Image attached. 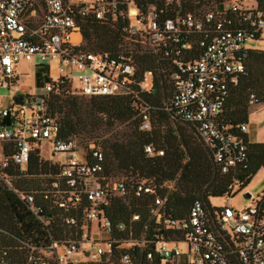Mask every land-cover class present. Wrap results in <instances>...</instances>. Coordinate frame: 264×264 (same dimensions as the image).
I'll list each match as a JSON object with an SVG mask.
<instances>
[{"label": "built area", "instance_id": "2783aa9c", "mask_svg": "<svg viewBox=\"0 0 264 264\" xmlns=\"http://www.w3.org/2000/svg\"><path fill=\"white\" fill-rule=\"evenodd\" d=\"M249 1L225 0L219 8L203 13L177 11L174 16H166L164 9L143 4L142 0H0V88L14 87L21 61H39L47 66L56 63L58 69V81L48 79L43 85L44 95L17 96L10 106L0 107V181L39 216L41 210L34 208L33 195L15 189L4 170L12 165L24 172L34 152L43 160L44 143L50 159L60 156L53 160L58 174L49 183L50 190L59 197L58 205H75L80 197L87 202L82 211L80 239L52 242L41 249L23 243L28 263L49 264L53 260L65 264L67 256L90 242L91 224L95 221L96 230L103 236L102 245L95 247L91 261L85 264H114V229L122 231L125 226L114 227L103 215L101 206L111 196H126L127 186L123 180L101 175L103 154L94 143L85 147V154H80L75 136L59 139L60 126L48 113L46 102L50 95H59L64 89L68 95L84 98L127 95L138 110L139 130L150 131V107L139 99V94L152 91L154 74L145 71L138 77L137 65L127 55L131 49L171 59L172 94L163 102V108L172 118L192 128L221 173L246 161L245 142L219 127L217 118L228 88L244 72L250 50L246 43L260 39L264 31V11L256 4H248ZM170 3L167 0L166 5ZM88 15L97 20H122L123 41L118 51L88 52L81 48L83 38L77 18ZM196 36L201 37L197 42L199 56L180 60ZM248 104H255L253 94L249 95ZM239 128L245 132L246 124ZM143 152L146 157L163 155V150L151 145L144 146ZM233 185L228 187L229 195L223 197L224 207L211 205L209 211L196 200L186 217L175 221L165 215L166 199L155 195L154 187L137 184L136 194L154 196L152 214L156 220L180 235L179 239L157 238L147 258L154 254L159 264H230L236 257L241 264H264V217H258L259 197L251 195L247 207L237 210L227 203ZM132 220H138V216L133 215ZM65 222L72 225L75 219ZM5 235L0 228V240ZM59 247L62 253H58ZM119 262H129L127 253L120 256ZM0 264H9L6 252L1 250Z\"/></svg>", "mask_w": 264, "mask_h": 264}, {"label": "trees", "instance_id": "16d2710c", "mask_svg": "<svg viewBox=\"0 0 264 264\" xmlns=\"http://www.w3.org/2000/svg\"><path fill=\"white\" fill-rule=\"evenodd\" d=\"M224 1L171 0V3L166 5L167 0H142V3L164 9L166 16H174L177 11L203 13L214 7L219 8ZM254 1L256 7L264 11V0ZM77 23L83 38V50H119L123 41L122 20H97L88 15L77 18ZM200 38L195 37L190 50L183 51L180 60L196 59L199 56L201 49L197 42ZM127 55L136 63L139 78L145 71L154 74L152 91L149 94H139V99L150 107V131L139 130L138 110L127 95L84 98L68 95L64 89L59 95H50L46 106L48 113L60 126L58 137L61 140L99 130L108 131L116 124L126 123L124 131L118 135L111 134L98 142L88 143H94L103 154L101 175L106 179L123 180L127 186L126 196H111L107 198V203L101 206L103 215L114 227L118 224L125 226L122 231L114 229L113 238L117 243L113 245L112 260L114 264H121L120 256L127 253V264H159L156 255L152 254V258H147V254L153 252L157 238L179 239L180 235L166 229L156 220L152 214L154 196L136 194V186L144 183L154 187L155 195L166 199L165 215L171 220L180 221L186 217L194 201H200L210 211V199L229 195L228 187L231 184L239 185L237 191L249 184L253 176L264 168V143H249L239 127L247 123L250 94L255 96V103H264V51H248L244 72L238 76L236 84L228 88L227 97L217 118L219 127H224L227 133L241 138L247 147L246 161L224 174L212 162L210 152L199 141L192 128L172 118L163 108V102L172 94L169 73L174 66L171 59L162 55L160 59L147 53L139 54L135 50H131ZM169 120L177 123L175 128L166 125ZM4 122L8 125L9 118L4 119ZM181 125L188 126L193 135L186 133ZM103 135L105 132L101 134ZM89 140L91 141V138ZM146 145L163 150V155L146 157L143 152ZM4 173L11 177V184L15 189L32 194L34 208L41 210L39 216L33 214L28 206L0 181V228L7 233L0 240V250L6 252L9 264H30L27 262L23 243L41 249L49 247L52 242L60 244L65 240L80 239L82 211L87 202L80 197L75 205H58L59 197L49 186L58 174V165L39 159L34 152L24 172L9 165ZM119 175L124 178H117ZM167 182L174 183L172 190L164 186ZM61 185L62 190L63 181ZM234 193L231 192L230 197ZM258 197L257 213L261 218L264 217V191ZM133 215H137L138 220H132ZM68 218H74L75 223L67 224L65 220ZM123 240L129 242L126 244ZM141 241L145 243L136 245V242ZM49 264L56 263L51 260ZM230 264L241 263L233 257Z\"/></svg>", "mask_w": 264, "mask_h": 264}, {"label": "rangeland", "instance_id": "374dc122", "mask_svg": "<svg viewBox=\"0 0 264 264\" xmlns=\"http://www.w3.org/2000/svg\"><path fill=\"white\" fill-rule=\"evenodd\" d=\"M238 2H243L247 0H233ZM248 4H255L254 0H251L247 2ZM211 8V7H210ZM209 9V8H206ZM128 48H134L132 46ZM246 48L251 50H258V51H264V31L262 32V35L260 39L249 41L246 43ZM132 50V49H131ZM50 80L51 82H57L58 81V69L57 64H51V65H43L39 61L34 62H28V61H21L20 67L17 72V80L14 84V87L8 88H0V107H8L12 102L13 98L15 96H37V95H44L46 91L43 88L44 83L47 80ZM170 84V82L168 81ZM156 122V119L154 120ZM152 124V123H151ZM176 122L173 120H169L168 126L175 128ZM126 123L114 125L113 128H111L108 131H102L99 130L98 132H92L88 135H77L76 141H77V151L80 154H85V146L89 142H95L100 141L102 138L108 137L109 135H118L119 132L124 131ZM186 133L192 134L191 129L188 126H184ZM106 130V129H105ZM105 132V135L101 136ZM91 138V141L89 140ZM41 153L44 156L43 160L48 161L51 164H56L53 162L55 158L60 157L59 155H55L53 159H50V152L48 149V146L46 144H42L41 147ZM117 178L121 177L124 178V176L119 175L116 176ZM164 186L168 190H172L174 183L173 182H167L164 184ZM239 188V185H233L232 193L234 195L230 198V200L227 202L230 206L237 210H242L250 203V200L245 196L246 193H250L253 197L259 196L263 190H264V169L258 171L255 176L251 179L249 184L241 189L240 191H237ZM226 203V198L220 197V198H211L210 204L213 207L216 208H222L224 207ZM91 236H90V242L82 244L80 249L73 253L72 255H69L66 257L65 264H76L81 263L85 264L91 261L94 249L97 245H102L100 242L103 238V236L96 230V222L93 221L91 224ZM96 242V243H93ZM182 247H184V244H180ZM58 253H62L63 250L61 247L57 249Z\"/></svg>", "mask_w": 264, "mask_h": 264}, {"label": "crops", "instance_id": "0c3cea01", "mask_svg": "<svg viewBox=\"0 0 264 264\" xmlns=\"http://www.w3.org/2000/svg\"><path fill=\"white\" fill-rule=\"evenodd\" d=\"M19 67L20 63L18 70ZM15 98L18 97L15 96ZM247 115L246 131L244 132L247 141L256 144L264 143V103H255L249 106ZM262 169L264 168L260 170Z\"/></svg>", "mask_w": 264, "mask_h": 264}, {"label": "water", "instance_id": "95a60500", "mask_svg": "<svg viewBox=\"0 0 264 264\" xmlns=\"http://www.w3.org/2000/svg\"><path fill=\"white\" fill-rule=\"evenodd\" d=\"M245 196L250 199L251 198V194L250 193H246Z\"/></svg>", "mask_w": 264, "mask_h": 264}]
</instances>
